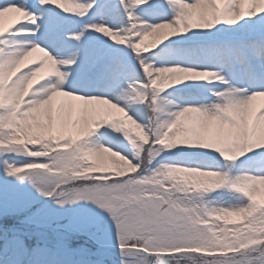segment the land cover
Returning <instances> with one entry per match:
<instances>
[{
    "label": "snow or ice",
    "instance_id": "snow-or-ice-1",
    "mask_svg": "<svg viewBox=\"0 0 264 264\" xmlns=\"http://www.w3.org/2000/svg\"><path fill=\"white\" fill-rule=\"evenodd\" d=\"M0 264H264V0H0Z\"/></svg>",
    "mask_w": 264,
    "mask_h": 264
},
{
    "label": "rangeland",
    "instance_id": "rangeland-1",
    "mask_svg": "<svg viewBox=\"0 0 264 264\" xmlns=\"http://www.w3.org/2000/svg\"><path fill=\"white\" fill-rule=\"evenodd\" d=\"M11 23V18H8V19H6L5 20V25L7 26L8 24H10Z\"/></svg>",
    "mask_w": 264,
    "mask_h": 264
}]
</instances>
